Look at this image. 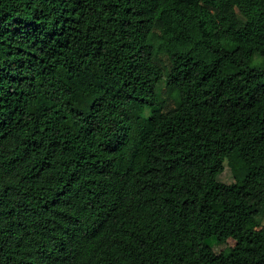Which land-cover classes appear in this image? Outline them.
<instances>
[{
  "label": "trees",
  "instance_id": "1",
  "mask_svg": "<svg viewBox=\"0 0 264 264\" xmlns=\"http://www.w3.org/2000/svg\"><path fill=\"white\" fill-rule=\"evenodd\" d=\"M0 264H264V0H0Z\"/></svg>",
  "mask_w": 264,
  "mask_h": 264
},
{
  "label": "rangeland",
  "instance_id": "2",
  "mask_svg": "<svg viewBox=\"0 0 264 264\" xmlns=\"http://www.w3.org/2000/svg\"><path fill=\"white\" fill-rule=\"evenodd\" d=\"M218 179L221 181V182H224V183H231L233 182V178H232V175H231V172H230V169L227 165L224 166V170L223 172L218 176ZM234 245V241L233 240H227V242L223 245H220V246H215L214 247V250L216 252H219V251H222L223 249H226L228 247H232Z\"/></svg>",
  "mask_w": 264,
  "mask_h": 264
}]
</instances>
